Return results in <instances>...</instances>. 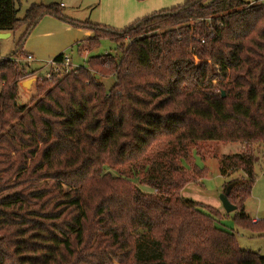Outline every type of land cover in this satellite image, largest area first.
Listing matches in <instances>:
<instances>
[{"label":"trees","instance_id":"16d2710c","mask_svg":"<svg viewBox=\"0 0 264 264\" xmlns=\"http://www.w3.org/2000/svg\"><path fill=\"white\" fill-rule=\"evenodd\" d=\"M19 4L0 0V31L23 28L12 57L44 15L84 24L86 50L105 38L119 54L36 83L25 104L29 71L0 61V264H264L215 208L180 195L204 175L183 165L191 145L242 143L219 174L235 217L253 221L243 203L264 145V0H184L121 29L67 20L57 4L18 18ZM95 75L115 82L106 91Z\"/></svg>","mask_w":264,"mask_h":264},{"label":"rangeland","instance_id":"374dc122","mask_svg":"<svg viewBox=\"0 0 264 264\" xmlns=\"http://www.w3.org/2000/svg\"><path fill=\"white\" fill-rule=\"evenodd\" d=\"M102 1L103 0H20L17 17H23L25 10L32 3L43 5H60L61 3L62 6L60 7V13L67 20L69 19L73 22H90L99 25L105 24L104 26L119 29L100 21V18L102 17L100 9ZM258 1L259 0H253V2ZM103 2L111 3L113 1L104 0ZM49 20L59 23L63 22L69 25L72 28V31L62 33L59 28L50 23ZM83 25L84 24L76 26L75 24L68 23L67 21H63L55 16L44 15L29 32L28 36L22 43L21 51L24 55L30 54L35 60L39 61H45L49 58L55 57L57 53H66L71 56L73 69L78 66L87 67V58L90 56L119 54L116 44L105 38L100 39L96 48L86 50L87 45L85 40L87 37L84 35L83 31H88L90 34L91 31L84 28ZM46 29L52 30L54 35H42V31ZM22 32L23 28H18L13 32H10L11 34L7 38L0 39V59L5 57L16 59L25 66L22 62V57H20V53L15 58L11 56V54L18 47L17 43ZM66 42L69 44L65 47L62 46V43ZM44 43H46V45ZM36 47H40L42 53L54 51L56 54L41 56L33 51V48ZM34 65V63L31 64V66ZM45 72L46 69L44 68L40 71V75H44ZM97 79H99V76ZM99 80L104 89L108 91L114 84L115 77L113 75L105 76L101 77ZM21 82L22 81L19 82L20 89L18 92V102L20 104H25L35 95L36 84L32 82L22 86ZM244 149L245 145L242 143L199 141L196 144L191 145L189 148L190 162L184 160L183 165L188 169L195 167L196 169L203 170L204 175L202 178L198 179L194 177L195 175L188 172L194 177L195 181L198 179V182L193 183L192 180L186 184L180 191V195L183 198L191 199L203 205L215 208L219 213V216L216 217L217 225L222 229L231 232L241 249L257 253L259 256L264 257V145L255 146L253 148L254 182L251 186L248 197L243 203L246 214L250 220L254 219L253 221L255 223L252 221L250 225H245L242 221L235 217L234 211L229 213L225 212L220 201V194L222 193L225 178L219 174V159L222 155L241 152ZM235 176L236 174L230 176L229 178H234ZM132 181L142 190H149L146 186L140 185L137 179H133Z\"/></svg>","mask_w":264,"mask_h":264},{"label":"crops","instance_id":"0c3cea01","mask_svg":"<svg viewBox=\"0 0 264 264\" xmlns=\"http://www.w3.org/2000/svg\"><path fill=\"white\" fill-rule=\"evenodd\" d=\"M103 1L100 6L101 15H102L100 21L121 29L145 15H148L150 13L162 9H167L169 7L171 8L173 6L183 3L184 0H112L113 2L111 3L103 2ZM60 5L62 6L61 3ZM49 21L50 23L57 26L62 33H67L68 31H72V28L63 22L59 23L53 20H49ZM83 33L87 38L92 35V33L90 34V32L88 31H83ZM42 35H48V36L54 35V32L52 30L46 29L42 31ZM44 44L46 45V43ZM68 44H69L68 42L62 43V46L65 47ZM33 51L41 56L56 54L54 51H48L46 53H42L40 47L33 48ZM36 62H39V60H36Z\"/></svg>","mask_w":264,"mask_h":264},{"label":"built area","instance_id":"2783aa9c","mask_svg":"<svg viewBox=\"0 0 264 264\" xmlns=\"http://www.w3.org/2000/svg\"><path fill=\"white\" fill-rule=\"evenodd\" d=\"M9 59L10 58L5 57L0 59V61ZM14 61L18 62L16 59ZM22 62L25 64L29 72L23 75L21 81L23 82L24 80L34 78L35 84L40 83L43 80H52L53 82H56L73 69L71 57L66 53H61L59 57H52L48 60L39 62H36V60L30 54H26L24 57H22ZM32 63L35 65L31 66ZM44 68L46 69L45 74L40 75V71Z\"/></svg>","mask_w":264,"mask_h":264},{"label":"water","instance_id":"95a60500","mask_svg":"<svg viewBox=\"0 0 264 264\" xmlns=\"http://www.w3.org/2000/svg\"><path fill=\"white\" fill-rule=\"evenodd\" d=\"M9 35H10V32L0 31V39L7 38ZM95 78H98V76L95 75ZM32 82H34V78H30V79H27V80L21 82V85L25 86L26 84H30ZM222 96H224L223 92H222ZM230 188H231L230 186H227L226 190L220 194V201H221L222 207L225 210V212H227V213L235 210V206L232 205L227 199V195L230 191Z\"/></svg>","mask_w":264,"mask_h":264}]
</instances>
